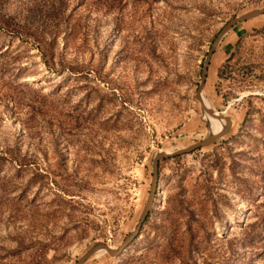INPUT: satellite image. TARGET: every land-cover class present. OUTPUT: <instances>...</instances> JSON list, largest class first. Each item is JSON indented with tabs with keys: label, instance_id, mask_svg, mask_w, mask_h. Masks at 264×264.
<instances>
[{
	"label": "rangeland",
	"instance_id": "obj_1",
	"mask_svg": "<svg viewBox=\"0 0 264 264\" xmlns=\"http://www.w3.org/2000/svg\"><path fill=\"white\" fill-rule=\"evenodd\" d=\"M263 7L0 0V264H74L96 242L119 246L155 153L211 132L197 90L214 38ZM202 95L228 131L161 159L139 235L84 264H264V14L223 36Z\"/></svg>",
	"mask_w": 264,
	"mask_h": 264
},
{
	"label": "water",
	"instance_id": "obj_2",
	"mask_svg": "<svg viewBox=\"0 0 264 264\" xmlns=\"http://www.w3.org/2000/svg\"><path fill=\"white\" fill-rule=\"evenodd\" d=\"M262 14H264V7L252 9V10H249L245 13H242L238 16H234L233 18H231L218 32V34L216 35V37L214 38V40L210 46V49L208 50V52L205 56L204 63L202 65V70H201V80H200L199 87L197 90V99L200 101V106H201L202 112H204L205 114H207L208 116H210L212 118H216L219 120H225V124L222 126V128L215 133L210 132L205 138H203V139H201V140H199L193 144H190L186 147L178 149L174 152L159 151V152L155 153V155L153 156V159H152V164H151L152 165L151 180H150L148 195H147L146 201H145L144 206H143V208L139 214L138 220H137L133 230L127 234V236L124 238V240L116 248H112L108 244L102 243V242L94 243L74 264H84L91 256H93L94 254H96L97 252H100V251H105L106 253H108L110 256H113V257L119 256L139 235L140 230H141L144 222L146 221V218L148 217V215H149V213L153 207L155 196L157 193V187H158L159 162H160V160L164 159V158H168L169 156L189 153V152H192L196 149H199V148H202L205 146H209V145L213 144L214 142H216L220 137H222L228 131V129L230 128V124H231L230 118L228 116L223 115V114H219L218 112L216 113L210 108H206V106H204V103L202 102L201 90H202V87L205 83L208 65H209V62H210V59H211L213 52L215 51V49L219 45L223 36L230 29H232L236 24H238L240 22H244V21H247L249 19L258 17Z\"/></svg>",
	"mask_w": 264,
	"mask_h": 264
},
{
	"label": "bare ground",
	"instance_id": "obj_3",
	"mask_svg": "<svg viewBox=\"0 0 264 264\" xmlns=\"http://www.w3.org/2000/svg\"><path fill=\"white\" fill-rule=\"evenodd\" d=\"M202 102L204 103V106H206V108L211 109L209 102L207 101V99L203 95H202ZM205 115L207 117V121H208L211 133H215V132L219 131L222 128V126L225 124V120H219L216 118H212V117L208 116L207 114H205ZM165 152H169V151L165 150ZM108 245L110 247H113L110 244H108ZM100 252H104V251H100ZM100 252H98V253H100Z\"/></svg>",
	"mask_w": 264,
	"mask_h": 264
},
{
	"label": "trees",
	"instance_id": "obj_4",
	"mask_svg": "<svg viewBox=\"0 0 264 264\" xmlns=\"http://www.w3.org/2000/svg\"><path fill=\"white\" fill-rule=\"evenodd\" d=\"M42 56H43V62H44V64L46 65V67H48V68H51V66L49 65V63H48V61H47V59H46V56H45V54H42ZM69 71H73V72H75L76 70H74V68L71 70V69H69V68H67ZM148 218V217H147ZM146 218V219H147Z\"/></svg>",
	"mask_w": 264,
	"mask_h": 264
}]
</instances>
